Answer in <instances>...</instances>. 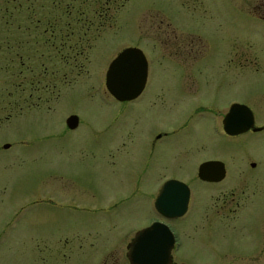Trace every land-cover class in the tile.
<instances>
[{
	"label": "rangeland",
	"instance_id": "rangeland-1",
	"mask_svg": "<svg viewBox=\"0 0 264 264\" xmlns=\"http://www.w3.org/2000/svg\"><path fill=\"white\" fill-rule=\"evenodd\" d=\"M204 1L216 18L185 17L180 3L199 12L192 7L196 0H0V264H130L127 246L137 230L161 218L154 199L170 178L185 182L191 192L188 213L169 225L178 236L174 262L220 264L199 246L203 230L192 223L206 205H214L211 193L242 178L231 165L250 159L256 166L248 177L264 176V132L231 140L219 130V116L232 102L249 105L255 124L264 123V28L254 33L248 17L228 0ZM149 9L153 16H146ZM76 14L79 34L68 40L74 45L79 35L75 50L83 52L68 64L62 61L67 50L60 48L59 36L42 29L48 23L72 24ZM38 19L42 22L32 27ZM96 21L102 28L94 41L82 31L93 30ZM85 35L92 32L87 29ZM186 35L190 45L183 43ZM127 46L144 51L148 76L138 101L125 105L104 91V77L109 62ZM40 51L48 72L60 70L54 93L61 95L58 102L28 107L38 96L44 102L51 95L28 84V66L36 67ZM81 63L84 70L75 75ZM38 70L32 71L33 80ZM184 70L200 79L193 93L183 86ZM64 73L72 85L62 82ZM148 99L153 105L143 108ZM198 101L206 107L198 120L172 133L194 115ZM71 112L80 119L75 129L65 124ZM121 127L131 129L124 151L108 144ZM162 131L169 135L152 147L155 133ZM209 157L228 165L221 183L194 177L198 161ZM249 210L256 235L264 192L255 195ZM210 237L220 243L248 241L246 234L230 233L221 241L218 231Z\"/></svg>",
	"mask_w": 264,
	"mask_h": 264
},
{
	"label": "flooded vegetation",
	"instance_id": "flooded-vegetation-1",
	"mask_svg": "<svg viewBox=\"0 0 264 264\" xmlns=\"http://www.w3.org/2000/svg\"><path fill=\"white\" fill-rule=\"evenodd\" d=\"M197 3L193 4V8H198L199 12H196L195 10L190 9L189 4L187 3H180L182 5L183 9V15L188 18L192 19H197V18H202V17H209V18H216L215 15L216 13L211 9V6L208 2L204 0H196ZM229 5L231 6L232 9L240 10L242 13H244L247 17L248 20L251 22V28L256 34H262L263 33V28H264V0H228ZM123 4V2H122ZM70 11V10H67ZM146 16H153L154 11L151 9L147 10L146 12H149ZM228 13V12H227ZM145 14V13H144ZM143 15V14H142ZM141 15V16H142ZM140 16V17H141ZM140 17L138 18V22L140 20ZM74 21L71 24V22L68 20L64 23H62L61 27L59 28L56 24L53 25V23H48L47 26L42 29L43 34L49 33V35H55L59 36V39L61 40L60 48L63 46H66L67 52L62 55V61H68L72 59H76L77 57L81 56L83 50L80 48L76 49L79 42V35L78 39L74 42V45L69 42L68 38H74L75 34H79V32L75 33L78 29L77 28V23L79 21V17L76 16L74 17ZM30 20H32L29 17ZM60 20V19H59ZM89 19L87 18L86 21ZM115 20V19H114ZM34 21V20H33ZM95 20L90 19L89 23L93 24ZM98 21V20H97ZM96 21V22H97ZM37 22L35 25H32V27H36L38 23L42 22L40 19L35 20ZM34 24V22H33ZM102 24H97L94 26V29L91 30V27H87L88 31L92 32L91 36H86L87 29L82 31V34L84 37L90 38L93 37L94 41L99 38V34L101 33V27ZM29 29V27H27ZM65 28L64 30H62ZM94 30H95V35H94ZM65 32V35H64ZM81 32V31H80ZM140 32L139 29V24H138V34ZM171 36L174 37V40L176 41V38L178 37L174 31L171 32ZM82 38V35H81ZM185 44L190 45L191 44V36L186 35L185 37ZM46 43V41H45ZM198 44L201 46L200 40H198ZM195 46V45H194ZM136 47V46H135ZM57 50L56 53H59L61 49ZM139 48V47H138ZM231 49L232 54H235V47L231 46L229 47ZM141 49V48H140ZM144 52V51H143ZM146 56V55H145ZM147 58V57H146ZM253 62L257 61V56L253 57ZM65 62V64H66ZM239 62V61H238ZM69 64V63H68ZM148 64V60H147ZM25 65V63H24ZM35 68L38 67V76L33 80L32 77V71L35 69L33 67L28 66V71L30 74V80L28 79V84L30 88H34V85H36V88L41 89L44 93L45 91H49L51 93L50 98H45L44 102L41 100V97L38 96L40 99L39 101H34L29 103L28 107H35V108H40L44 103L51 101L58 102L61 93L57 92L54 93L57 90V79L56 75L59 74L60 70L56 68V70H51L48 72L46 70V56L44 52L40 51L38 57L36 58L35 61ZM73 66V65H72ZM84 65L82 63L79 65L77 68V71L75 75H80L82 73V70H84ZM108 67V66H107ZM107 69V68H106ZM189 71V69H187ZM106 72V71H105ZM185 72V78H184V83L183 86L190 92L193 93L197 90L200 79H196L193 77H190V75L187 74V71L184 70ZM198 72L201 73L200 69H198ZM147 76H148V67H147ZM62 82L70 85L72 80L68 79L67 75L64 73L62 75ZM104 82H105V77H104ZM40 83H43V86L38 87ZM208 84V83H204ZM72 85V84H71ZM105 85V84H104ZM147 86V77L145 80V85L141 91V93L136 96L133 99L130 100H118L116 99L106 88L104 87V91L108 93V95L116 99L120 103H124L125 105L128 104L129 102L133 101H138L139 97L142 95L143 91L146 90ZM88 95L89 98L94 99V96L88 93H85ZM142 101V100H141ZM146 103H143V108L150 109L151 106L153 105L152 99H148L145 101ZM233 103H238V102H232L228 108L221 113L219 116L220 123H219V130L223 132V134L230 138L231 140L234 139L235 137L245 133V132H264V123L263 124H255L254 121V115L253 112L250 108L249 105L244 104V103H239V104H244L246 105L252 112L253 116V124L251 127H249L246 130H243L242 132L230 134L226 132L224 129L223 125V119L225 114L229 111L231 105ZM131 104V103H130ZM124 105V106H125ZM51 105H48V108H50ZM194 115H187L186 118L183 120L182 124L177 126L176 129L172 130V133H175L177 131H180L181 129H184L189 121L193 118L195 120H198L199 117L198 114L201 113L203 110L206 109L205 106L201 104V102H197L194 104ZM197 114V115H195ZM70 115H77L75 112H71L68 114L66 119ZM78 117V115H77ZM66 122V120H65ZM80 122V119L78 117V123L74 128H69L68 129H75L78 127ZM216 127V126H215ZM154 129L153 125L150 124L148 126L149 132H152ZM131 135V129L129 127H121L118 133V136L108 144H117L118 150H125V141L126 139L130 138ZM169 132L168 131H162L160 133L156 132L155 136L151 140V145L152 147L154 146V143L157 140H160L163 136H168ZM144 144V143H143ZM207 161H217L219 162L218 164H215L214 166L211 167L210 169V174L211 175H220L222 174L221 178L217 180H206L203 179L199 176V167L201 164ZM231 166L235 167V174L236 175H243L241 176L242 178L236 182L230 183V184H224L222 186H219L217 188L215 193H211V196L215 198L214 205L213 206H205L204 209L199 213L198 220L192 223V226L196 229L198 226L203 230L204 237L200 238L197 243H199V246L208 251V256L210 258H215L220 260V264H251L252 262L259 261V260H264V214L261 217V219L258 222V230L256 231V235L253 234V231L250 230V225L252 223V218L250 217L252 213L250 212V202L252 199L255 197L257 193L264 192V176H249V173L251 171L250 167H255L256 164L250 160V159H242V162L239 164H233ZM230 175V174H229ZM228 176V165L226 161L216 158V157H209V158H204L202 160H199L197 165H196V171L194 174V177L204 181V182H215V183H221L223 180L226 179ZM247 176V177H246ZM173 179V178H170ZM169 180V179H167ZM178 180V179H176ZM166 181V180H165ZM180 181V180H179ZM183 182V181H181ZM185 183V182H184ZM186 184V183H185ZM187 185V184H186ZM188 186V185H187ZM253 187V189L249 190V188ZM189 188V186H188ZM159 193V189L156 193L155 199ZM154 199V202H155ZM190 199H191V192L189 188V199H188V204L186 211L183 215L178 216V217H166L162 214H160L158 211V214L161 218L157 219L156 221H161L166 223L168 226L173 223H178V219L181 218L182 216L186 215L188 213V209H190ZM154 222V221H153ZM151 224V223H150ZM149 224V225H150ZM148 226V225H147ZM169 226V228H170ZM146 227V226H145ZM144 228V227H143ZM142 229V228H141ZM171 230V228H170ZM138 231V230H137ZM136 231V232H137ZM172 231V230H171ZM212 231H218L219 235L221 236L220 240L222 241L223 238L227 233L232 234L233 236H243L246 234L247 236V243L242 244L239 243L238 238H230L226 239L225 243H220V242H214L216 241L215 239L211 238L210 235ZM135 232V233H136ZM173 232V231H172ZM174 237H175V243L172 249L176 246L178 243V236L173 232ZM129 246V244H128ZM127 246V250H128ZM57 247L55 248V252H57ZM172 251V250H171ZM56 254V255H57ZM127 256V253H126ZM172 258V255H171ZM128 259V257H127ZM129 261V259H128ZM130 263V262H129ZM172 264H181V263H175L173 258H172ZM206 264V263H205Z\"/></svg>",
	"mask_w": 264,
	"mask_h": 264
},
{
	"label": "water",
	"instance_id": "water-1",
	"mask_svg": "<svg viewBox=\"0 0 264 264\" xmlns=\"http://www.w3.org/2000/svg\"><path fill=\"white\" fill-rule=\"evenodd\" d=\"M147 58L135 46L121 49L109 62L105 72V86L118 100H130L138 96L147 77ZM78 123L77 115L66 119L69 128ZM253 124L251 110L244 104L233 103L225 114L223 125L230 134L242 132ZM8 145L6 144L5 147ZM217 161H207L199 167V176L206 180H217L220 175H211L210 169ZM189 199L188 186L179 180L163 182L155 199L156 210L166 217H178L185 213ZM175 237L169 226L161 221L139 229L129 243L127 257L130 264H172L171 250Z\"/></svg>",
	"mask_w": 264,
	"mask_h": 264
}]
</instances>
